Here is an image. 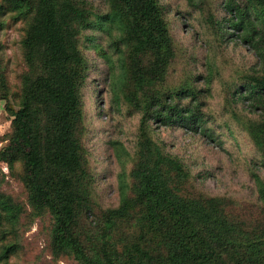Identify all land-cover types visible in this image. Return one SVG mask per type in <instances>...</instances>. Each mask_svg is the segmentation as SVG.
Listing matches in <instances>:
<instances>
[{
    "label": "trees",
    "instance_id": "1",
    "mask_svg": "<svg viewBox=\"0 0 264 264\" xmlns=\"http://www.w3.org/2000/svg\"><path fill=\"white\" fill-rule=\"evenodd\" d=\"M163 2L0 0V33L19 31L24 67L12 83L0 37V100L12 117L0 151V264H21V240L36 223L50 264H264V0H183L180 11ZM186 25L191 50L178 34ZM236 41L258 59L228 86L222 110L254 151L252 196L239 199L203 191L154 136L184 129L225 144L210 112L211 55L229 56ZM90 46L104 61L110 111L139 116L119 203L108 208L87 146ZM7 178L19 196L4 189Z\"/></svg>",
    "mask_w": 264,
    "mask_h": 264
},
{
    "label": "rangeland",
    "instance_id": "2",
    "mask_svg": "<svg viewBox=\"0 0 264 264\" xmlns=\"http://www.w3.org/2000/svg\"><path fill=\"white\" fill-rule=\"evenodd\" d=\"M99 8L103 7V0H96ZM183 0H164L165 5L181 10ZM181 7V8H180ZM184 20L177 17L176 26L183 24ZM182 42L186 45H195L193 38L194 29L185 26L184 31L178 32ZM96 45H102L100 41L102 33L95 32ZM5 41L6 49L2 53L9 66V75L12 83L17 82V76L24 70L21 62L19 46L20 33L16 29L0 33ZM105 44V43H103ZM199 49L195 54L202 59L204 51L201 42L197 41ZM187 48V47H186ZM188 49V48H187ZM229 56H224L221 50L212 54L214 95L211 99L210 112L219 119L221 129L219 134L225 144L221 147L200 134H195L184 129L160 128L155 130L154 136L165 142L168 150L183 158L190 167L197 184L209 195L230 196L233 198H246L252 196L253 183L250 179L249 164L254 155L248 139L233 124L232 115H223V103L228 86L239 78L244 66L251 61H258L255 56L238 41L228 45ZM191 50V49H188ZM207 54V52H206ZM87 57L95 61L96 70L89 79L86 90L87 126L89 135L87 146L91 151V165L95 173V188L101 205L105 208L116 206L120 200V188L125 183L126 170L129 166V153L136 133L139 116L126 117L120 113L110 111L111 95L105 91V76L103 73L104 61L100 57V51L90 46L86 51ZM177 60L176 70L180 71L184 64V58ZM180 73L176 72L178 77ZM174 76V77H175ZM103 94H101V92ZM6 101L0 100V151L5 146L4 136L8 133L12 117L7 110ZM227 125H230L226 127ZM3 172L7 174L4 164H1ZM4 189L16 197L22 192V187L7 178ZM39 223H36L30 231L23 235L22 247L19 252L21 264H50V258L42 255L43 244L37 242ZM39 234V233H38ZM60 264H74L60 262Z\"/></svg>",
    "mask_w": 264,
    "mask_h": 264
}]
</instances>
